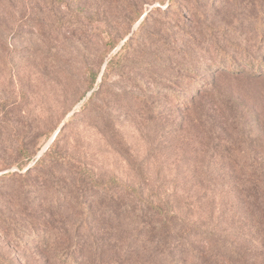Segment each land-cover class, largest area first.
Segmentation results:
<instances>
[{
	"label": "rangeland",
	"instance_id": "1",
	"mask_svg": "<svg viewBox=\"0 0 264 264\" xmlns=\"http://www.w3.org/2000/svg\"><path fill=\"white\" fill-rule=\"evenodd\" d=\"M110 38L130 48L102 82ZM58 131V150L100 178L168 197L216 232L234 223L232 264H264L251 218L264 194L247 184L256 171L246 165L264 159L246 144L264 133V0H0V176L17 172L0 179V210L21 225L46 220L66 239L81 221L59 197L76 167H34ZM22 144L42 147L24 169ZM13 242L0 230L2 254L62 264L35 241Z\"/></svg>",
	"mask_w": 264,
	"mask_h": 264
},
{
	"label": "trees",
	"instance_id": "2",
	"mask_svg": "<svg viewBox=\"0 0 264 264\" xmlns=\"http://www.w3.org/2000/svg\"><path fill=\"white\" fill-rule=\"evenodd\" d=\"M169 1L174 3V0ZM142 16L143 13L137 19ZM136 35L139 33L137 32ZM107 43L110 46L106 54L108 61L102 74V82L120 64L130 48L128 41L121 44L120 40L110 38ZM98 75L96 74L90 83L89 90L92 93L83 104V108L94 96ZM61 136L62 133L59 132L49 147L43 151L34 167L42 166L47 159L59 163L70 162L76 167V180L71 185L74 187L73 190H68V193L62 194L59 198L65 201L73 200L81 222L77 224L76 234L65 239L59 237V232L46 220L35 221L33 219L37 218H31L26 221L27 224L21 225L11 215L0 210L1 233L3 231L5 235L10 236L16 246L25 249L32 245H41L52 251L54 254L52 257L62 264L237 263L239 251L234 223L231 230L216 232L211 226L203 227L200 219L190 221L180 215L168 197L165 198L155 192L146 193L142 187L125 184L115 175L108 179L100 178L92 169L58 150ZM250 142L246 144L252 146L254 143L253 150L263 149L264 133L255 134ZM19 149L21 161L18 166L24 169L42 147L34 154L23 144ZM246 165L251 173L256 171V174L250 176L253 178H250L247 184L251 186L253 183L252 188L264 194V159ZM243 167L245 169V165ZM20 174L26 176L24 173ZM16 175L17 172L9 171L1 175L0 179L8 180ZM99 200L104 204L99 210H94L88 203ZM255 212L252 213L251 218L261 223L263 233L261 239L264 242V207H261L259 212L257 210ZM231 217L234 218V214H231ZM25 226L26 230H24ZM83 230L88 231L85 238L80 236ZM29 241L35 242L31 245ZM0 264H24V262L16 256H8L0 252Z\"/></svg>",
	"mask_w": 264,
	"mask_h": 264
},
{
	"label": "water",
	"instance_id": "3",
	"mask_svg": "<svg viewBox=\"0 0 264 264\" xmlns=\"http://www.w3.org/2000/svg\"><path fill=\"white\" fill-rule=\"evenodd\" d=\"M60 131V130H59ZM58 131V133H59ZM57 133V134H58ZM57 134L54 136V138L49 142V144L47 145V147L52 143V141L55 139V137L57 136ZM47 147L45 149H43V151H45L47 149ZM43 151H41V154L43 153Z\"/></svg>",
	"mask_w": 264,
	"mask_h": 264
}]
</instances>
